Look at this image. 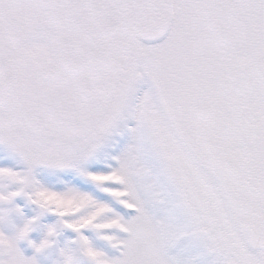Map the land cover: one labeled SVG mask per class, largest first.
<instances>
[{
    "label": "snow or ice",
    "instance_id": "1",
    "mask_svg": "<svg viewBox=\"0 0 264 264\" xmlns=\"http://www.w3.org/2000/svg\"><path fill=\"white\" fill-rule=\"evenodd\" d=\"M0 264H264V0H0Z\"/></svg>",
    "mask_w": 264,
    "mask_h": 264
}]
</instances>
